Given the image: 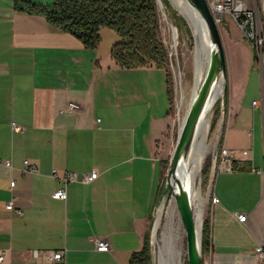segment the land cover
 Returning <instances> with one entry per match:
<instances>
[{"label": "crops", "instance_id": "1", "mask_svg": "<svg viewBox=\"0 0 264 264\" xmlns=\"http://www.w3.org/2000/svg\"><path fill=\"white\" fill-rule=\"evenodd\" d=\"M13 1L0 0V264H129L162 192L171 105L162 92L152 97V75L142 73L148 68L115 64V42L107 52L85 48ZM226 91L236 118L239 91ZM70 102L80 109L67 111ZM261 108L264 119V96ZM226 123L221 146L230 150ZM25 160L36 173H22ZM245 161L213 179L203 264H261L254 249L264 244V167ZM53 170L99 175L69 184L62 200L52 196L62 187ZM92 236L106 239L109 251H96ZM33 251H63L64 258L44 262Z\"/></svg>", "mask_w": 264, "mask_h": 264}, {"label": "rangeland", "instance_id": "2", "mask_svg": "<svg viewBox=\"0 0 264 264\" xmlns=\"http://www.w3.org/2000/svg\"><path fill=\"white\" fill-rule=\"evenodd\" d=\"M53 0H37L36 3L51 5ZM32 2H34L32 0ZM172 10L181 17L187 25L189 34H180L173 22L169 19L167 11L159 0L158 18L160 38L163 41L169 57L168 71L172 81V102L170 110V126L167 129L163 143L160 148V157L167 164L176 144L178 132L182 127L184 116L191 102V96L196 87V42L192 30L186 19L177 11L171 0H167ZM226 65V78L223 81V90L220 97L210 110L209 125L204 135L205 156L201 163L200 169L195 176V187L200 191L202 202V222L205 216V207L212 195L213 179L216 168L213 167L216 162V151L221 146L223 129L226 123L227 145L232 147L233 152H242L246 157L244 166L252 165L257 168L260 165L264 167V119L262 115V97L264 96V69L260 70L256 50L244 38L236 24L229 18L218 25ZM116 33L109 28H102L99 32V44L97 47L107 52L111 45L118 41ZM96 47V48H97ZM195 67V68H194ZM151 69V70H150ZM195 69V70H194ZM152 75L150 82L152 97L158 98L159 95L166 97L165 72L156 67H148V70L142 72L143 77L148 73ZM232 86L239 91V95L233 107L238 108L237 116L228 113L226 90ZM225 99V102H224ZM168 102V100H167ZM169 107V106H168ZM169 109V108H168ZM237 111V109H235ZM234 113V111H233ZM231 115V116H230ZM168 123V124H169ZM209 163V174L206 181L201 176L204 166ZM215 163V167H217ZM167 168L163 167V183L165 182ZM198 191V192H199ZM162 212L157 229L149 225L147 236L153 241V264H160L159 252L162 248L161 233L165 228L168 220L172 221L174 228L178 230L179 238L176 240V247L180 249L179 263L186 262V243L185 232L178 212L174 206L172 197L163 199ZM158 204L155 206L153 215L156 213ZM194 211V209H193ZM158 216V214H157ZM152 219V218H151ZM151 222V221H150ZM202 226V225H201ZM160 246V247H159ZM159 249V250H158ZM203 260V256H202ZM161 264H166L164 261ZM171 264V259L167 262Z\"/></svg>", "mask_w": 264, "mask_h": 264}, {"label": "trees", "instance_id": "3", "mask_svg": "<svg viewBox=\"0 0 264 264\" xmlns=\"http://www.w3.org/2000/svg\"><path fill=\"white\" fill-rule=\"evenodd\" d=\"M179 33L189 34L184 20L160 0ZM14 8L28 14L39 15L56 29L73 36L85 48L95 49L102 28L113 30L118 41L110 49L115 64L124 69L156 67L165 72L166 96L172 102V81L168 71L169 57L160 38L158 4L156 0H53L47 6L29 0H14ZM225 102V99H224ZM164 168L167 164L164 163ZM209 163L201 171L206 179ZM209 221L205 217L201 226V254L207 251ZM129 264H152L147 234L141 250L133 253Z\"/></svg>", "mask_w": 264, "mask_h": 264}, {"label": "water", "instance_id": "4", "mask_svg": "<svg viewBox=\"0 0 264 264\" xmlns=\"http://www.w3.org/2000/svg\"><path fill=\"white\" fill-rule=\"evenodd\" d=\"M156 1L159 3V0ZM187 1L203 22L208 39L213 47L209 65L205 71L198 92L190 102L184 116L182 127L178 132L176 144L168 163L165 182L163 183L162 192L158 201L159 204L155 215L152 216L150 225L153 226L157 218L158 209L163 205V199H167L169 196L172 197L174 206L184 227L186 262L187 264H203L201 254V230L199 235H197L195 230L194 211L189 192L179 181H175L174 185H172L171 178L175 176L181 159L188 153L193 143L199 120L210 98L215 81L219 74H222L224 79L226 78V65L218 25L210 13L206 0ZM149 249L151 263L153 264L154 247L152 240L149 242Z\"/></svg>", "mask_w": 264, "mask_h": 264}, {"label": "built area", "instance_id": "5", "mask_svg": "<svg viewBox=\"0 0 264 264\" xmlns=\"http://www.w3.org/2000/svg\"><path fill=\"white\" fill-rule=\"evenodd\" d=\"M207 6L210 10L217 25L225 22L227 18L231 19L240 30L244 38L251 44L256 50L258 64L261 71L264 69V0H206ZM80 109V105L75 102H70L67 105V111L76 112ZM12 127L21 131V127L15 126L12 123ZM245 160L246 157L242 152H233L232 150L219 147L216 151L215 161L213 167L217 171H224L232 173L236 171V162L239 160ZM215 167V163H217ZM4 166L11 168L10 161H4ZM22 173H36V167L30 164L27 160L23 162ZM99 175L97 170H93L88 174H84L78 177L76 174L66 172L61 176L57 175V172L53 170L51 177L57 179L62 187L53 192L52 196L56 199L64 200L66 198V187L74 182L90 183L95 180ZM14 186V182L10 183V187ZM198 190V189H197ZM199 191V190H198ZM200 193V191H199ZM210 201V199H209ZM8 210H13L12 202L6 206ZM245 215H237L239 222L245 221ZM89 241L95 246V250L99 252H107L110 249V244L106 239L97 237H90ZM254 254L257 261L264 264V244L257 246L254 249ZM33 258L44 262H61L64 258L63 251H33ZM2 257L0 256V261Z\"/></svg>", "mask_w": 264, "mask_h": 264}, {"label": "bare ground", "instance_id": "6", "mask_svg": "<svg viewBox=\"0 0 264 264\" xmlns=\"http://www.w3.org/2000/svg\"><path fill=\"white\" fill-rule=\"evenodd\" d=\"M177 11L186 19L188 22L192 34L196 42V87L193 90L191 101L194 99L198 92L199 86L205 74V71L209 65L212 45L208 39L205 26L197 13L193 10L187 0H171ZM195 68V67H194ZM195 70V69H194ZM224 78L222 74H219L217 80L213 85V89L210 98L205 106V110L199 120L197 130L195 132L193 143L188 153L181 159L180 164L176 170V174L171 178V184L174 185L175 181H179L185 189L189 192L190 201L194 209V221L195 230L197 235L201 230L202 225V202L201 196L195 187V176L198 173L203 158L205 156L204 149V135L209 125L208 115L216 101L221 95L223 90ZM162 205L158 209V216L156 218L154 230L157 229L159 224L160 214L162 212ZM179 238V233L176 228L172 225L171 218L165 224V228L161 233L162 248L159 252L160 264L164 261L166 264L171 259V264L179 263L180 249L176 247V240ZM160 247V246H159ZM159 250V249H158Z\"/></svg>", "mask_w": 264, "mask_h": 264}]
</instances>
